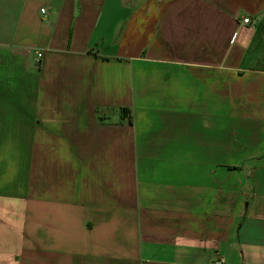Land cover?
Returning <instances> with one entry per match:
<instances>
[{"label":"crops","instance_id":"0c3cea01","mask_svg":"<svg viewBox=\"0 0 264 264\" xmlns=\"http://www.w3.org/2000/svg\"><path fill=\"white\" fill-rule=\"evenodd\" d=\"M219 261L264 264V0H0V264Z\"/></svg>","mask_w":264,"mask_h":264},{"label":"built area","instance_id":"2783aa9c","mask_svg":"<svg viewBox=\"0 0 264 264\" xmlns=\"http://www.w3.org/2000/svg\"><path fill=\"white\" fill-rule=\"evenodd\" d=\"M41 12H42L43 14H45V13H46V10H45V9H42ZM243 21H244L245 24H249V23L251 22L249 18H244ZM41 57H42V54H41V53H38V54H37V57H36V61H37L38 63L40 62ZM217 264H223V262H222V261H219V262H217Z\"/></svg>","mask_w":264,"mask_h":264},{"label":"trees","instance_id":"16d2710c","mask_svg":"<svg viewBox=\"0 0 264 264\" xmlns=\"http://www.w3.org/2000/svg\"><path fill=\"white\" fill-rule=\"evenodd\" d=\"M123 113H126V110H123ZM128 113V122L131 123L132 122V117H131V112H127Z\"/></svg>","mask_w":264,"mask_h":264},{"label":"rangeland","instance_id":"374dc122","mask_svg":"<svg viewBox=\"0 0 264 264\" xmlns=\"http://www.w3.org/2000/svg\"><path fill=\"white\" fill-rule=\"evenodd\" d=\"M262 65V64H261ZM258 113L260 114L261 112L260 111H258Z\"/></svg>","mask_w":264,"mask_h":264}]
</instances>
